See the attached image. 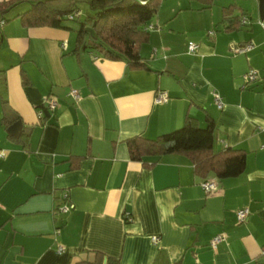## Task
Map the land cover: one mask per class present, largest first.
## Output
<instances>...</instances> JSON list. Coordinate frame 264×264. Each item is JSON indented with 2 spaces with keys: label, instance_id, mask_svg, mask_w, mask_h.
<instances>
[{
  "label": "crops",
  "instance_id": "0c3cea01",
  "mask_svg": "<svg viewBox=\"0 0 264 264\" xmlns=\"http://www.w3.org/2000/svg\"><path fill=\"white\" fill-rule=\"evenodd\" d=\"M227 2L158 0V28L137 68L77 47L73 30L24 26L14 15L25 4L0 19V264H264V18L257 0ZM232 3L248 24L225 31ZM246 42L254 47L232 51ZM250 69L258 76L246 83ZM159 90L168 100L156 104ZM50 98L57 105L45 112ZM188 117L214 122L216 150L244 152L243 173L203 178L177 153L131 158L130 140ZM18 120L21 133L9 135ZM204 180L217 188L205 193ZM64 203L71 208L61 212ZM242 208L249 214L238 222Z\"/></svg>",
  "mask_w": 264,
  "mask_h": 264
},
{
  "label": "trees",
  "instance_id": "16d2710c",
  "mask_svg": "<svg viewBox=\"0 0 264 264\" xmlns=\"http://www.w3.org/2000/svg\"><path fill=\"white\" fill-rule=\"evenodd\" d=\"M58 0H5L0 2V19L20 5H26L14 15L24 26H51L73 30L76 33L77 47H90L109 59H121L131 67H144L140 56V46L148 39V24L158 10V0H67L65 5H58ZM205 7H211L214 0H197ZM80 4L86 6L85 14L70 19L69 15L80 11ZM235 3L223 7L224 30L231 31L240 25H247L241 20L247 18L244 12L236 14ZM5 22V20H4ZM74 25V26H73ZM86 27L94 30L95 37L85 31ZM45 112H49L43 106ZM43 110L42 116L43 117ZM41 119V118H40ZM215 125L209 121L206 127H200L195 119L187 118L182 127L157 136L154 139L133 138L128 142L132 159L143 156L161 157L167 154H183L194 165L196 174L206 178L214 174L219 179L239 176L245 169V154L242 150L226 147L214 148ZM79 264H118L115 259L107 258L103 263L84 261Z\"/></svg>",
  "mask_w": 264,
  "mask_h": 264
},
{
  "label": "built area",
  "instance_id": "2783aa9c",
  "mask_svg": "<svg viewBox=\"0 0 264 264\" xmlns=\"http://www.w3.org/2000/svg\"><path fill=\"white\" fill-rule=\"evenodd\" d=\"M81 14L80 11H76L75 13L69 15V18L70 19H74V18H77L79 17ZM242 23H245L247 22L246 19H242L241 20ZM4 24V20H0V25H3ZM261 24H264V22H262ZM154 28H158L156 26H154L152 23L148 24L147 26V29L148 30H151V29H154ZM215 32L214 31H209L208 34L209 35H213ZM253 44L250 43V42H246L240 46H236L233 48V52L234 53H244V52H247L249 50H251L253 48ZM188 52L190 53H194L196 52V50L198 49V44H196L195 42H189L188 43ZM258 76V72L255 70V69H250L247 73L244 74L243 78L245 80L246 83L248 82H251V81H254L256 80ZM70 95L75 99V100H79L80 99V94L78 93L77 90L75 89H72L70 90ZM213 97H214V102L217 106L218 109H221L223 107V101H222V98L220 96V94H218L217 92H213ZM168 100V94L166 91H163V90H159L157 93H156V96L154 98V102L156 104H159V103H163V102H166ZM57 105V102L54 100V99H48L46 102H45V106H46V109L48 111H53L55 109ZM42 116V111L38 110V117H41ZM201 187L202 189L204 190L205 193H208V192H211L213 190H215L217 188V182L215 180H204L201 182ZM65 197V196H64ZM71 208V205L69 203H64L63 205L59 206L58 207V210L61 211V212H66L68 211L69 209ZM248 214H249V209L248 208H242L240 210H238L236 212V218L238 220V222H242V221H245L248 217ZM127 219L130 220L129 217H127ZM153 240H157V237H152ZM224 240V235L220 234V235H216L211 241H210V246L215 249L217 244L221 241ZM58 252H63L64 248L62 246H58L57 248Z\"/></svg>",
  "mask_w": 264,
  "mask_h": 264
},
{
  "label": "water",
  "instance_id": "95a60500",
  "mask_svg": "<svg viewBox=\"0 0 264 264\" xmlns=\"http://www.w3.org/2000/svg\"><path fill=\"white\" fill-rule=\"evenodd\" d=\"M140 2L144 3L147 0H139ZM258 1V9H259V14L261 18H264V0H257ZM85 31L88 32L91 36L95 37L94 30L90 27H86ZM22 130V122L20 120L14 122L11 124L8 129L7 133L9 135L17 137Z\"/></svg>",
  "mask_w": 264,
  "mask_h": 264
},
{
  "label": "rangeland",
  "instance_id": "374dc122",
  "mask_svg": "<svg viewBox=\"0 0 264 264\" xmlns=\"http://www.w3.org/2000/svg\"><path fill=\"white\" fill-rule=\"evenodd\" d=\"M223 0H217V5H220V3L219 2H222ZM239 2V1H238ZM241 2H243V1H240L239 3H241ZM229 2H227V0H226V4H228ZM225 4V5H226ZM215 7H216V5H215ZM80 9L82 10V14H85V12H86V6L84 5V4H80Z\"/></svg>",
  "mask_w": 264,
  "mask_h": 264
}]
</instances>
